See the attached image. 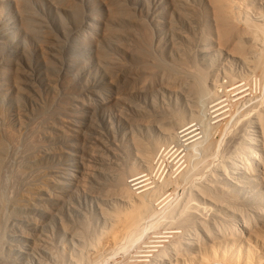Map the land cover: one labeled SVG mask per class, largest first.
<instances>
[{"label": "rangeland", "instance_id": "rangeland-1", "mask_svg": "<svg viewBox=\"0 0 264 264\" xmlns=\"http://www.w3.org/2000/svg\"><path fill=\"white\" fill-rule=\"evenodd\" d=\"M0 264H264V0H0Z\"/></svg>", "mask_w": 264, "mask_h": 264}, {"label": "bare ground", "instance_id": "bare-ground-1", "mask_svg": "<svg viewBox=\"0 0 264 264\" xmlns=\"http://www.w3.org/2000/svg\"><path fill=\"white\" fill-rule=\"evenodd\" d=\"M80 4V3H79ZM84 5V4H83ZM72 6V5H71ZM77 6V5H76ZM121 7V6H120ZM125 8V7H124ZM71 9H73V8H71ZM122 12V11H121ZM81 14H82V11H81V7H75V9H74V16H76L77 18L78 17H80L81 16ZM121 15V14H120ZM137 31V30H136ZM142 38V37H141ZM143 40V39H142ZM144 50V49H143ZM147 52V51H146ZM181 128V127H180ZM182 128H184V127H182ZM188 130L190 129L189 127L187 128ZM186 130V129H185ZM180 132H182V131H180ZM180 132H179V134H180ZM183 132H184V130H183ZM183 132H182V134H183ZM186 132V131H185ZM191 132V131H190ZM190 132H188L189 134H190ZM175 134H178V133H174V135ZM173 136V135H172ZM175 136H178V135H175ZM180 136V135H179ZM174 137V136H173ZM182 137V136H181ZM183 137H184V134H183ZM183 137H182V139H183ZM176 138V137H175ZM177 139H179L178 137H177ZM181 139V138H180ZM181 139V140H182ZM180 140V141H181ZM173 141V143L175 142V140H172ZM183 141H185V140H183ZM181 143H183V142H181ZM176 144V143H175ZM178 145V144H177ZM181 145V144H180ZM179 146V145H178ZM182 146V145H181ZM176 147V146H175ZM180 147V146H179ZM166 149V148H165ZM165 149H164V151H165ZM176 151V150H175ZM184 156V155H183ZM149 175V174H148ZM147 175V176H148ZM138 176V175H137ZM137 176H135V177H137ZM145 176V175H144ZM143 176V177H144ZM139 178V177H138ZM145 178V177H144ZM148 178V177H147ZM149 178L151 179V177L149 176ZM169 178H170V176H169ZM168 178V176H167V179L165 178V181L166 180H168L169 179ZM143 179V178H142ZM140 180V179H139ZM145 180V179H144ZM131 181H134L133 179L131 180ZM135 181H136V179H135ZM134 181V182H135ZM137 181H138V179H137ZM141 181V180H140ZM143 182V181H142ZM145 182V181H144ZM143 182V183H144ZM136 183V182H135ZM140 184H141V182H139ZM137 184H138V182H137ZM145 184V183H144ZM149 184V183H148ZM139 185V184H138ZM146 185V184H145ZM137 186V185H136ZM147 186V185H146ZM140 187H142V186H138L137 188H140ZM143 187H145V186H143ZM148 187V186H147ZM152 187H154V186H152ZM136 188V189H137ZM146 188V187H145ZM155 188V187H154ZM144 189V188H143ZM147 189V188H146ZM150 189V188H149ZM137 190H139V189H137ZM140 192H142V191H140Z\"/></svg>", "mask_w": 264, "mask_h": 264}]
</instances>
